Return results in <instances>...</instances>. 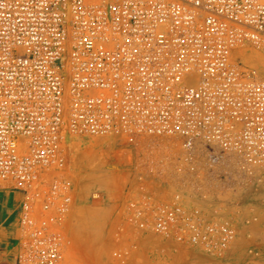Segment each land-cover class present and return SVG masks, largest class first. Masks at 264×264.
Segmentation results:
<instances>
[{"label":"built area","instance_id":"2783aa9c","mask_svg":"<svg viewBox=\"0 0 264 264\" xmlns=\"http://www.w3.org/2000/svg\"><path fill=\"white\" fill-rule=\"evenodd\" d=\"M253 49L264 53V0H0V185L24 193L14 264H64L71 134L114 137L105 145L134 157L138 178L115 187L116 260L148 245L227 254L235 221L184 199L206 198L202 171L223 177L232 159L264 203V63L245 61ZM161 139L172 144L157 155ZM165 169L174 180L155 181Z\"/></svg>","mask_w":264,"mask_h":264},{"label":"rangeland","instance_id":"374dc122","mask_svg":"<svg viewBox=\"0 0 264 264\" xmlns=\"http://www.w3.org/2000/svg\"><path fill=\"white\" fill-rule=\"evenodd\" d=\"M89 139L92 140V138ZM88 151L85 153L82 151L81 153L76 152L68 171L69 175H73L70 177L75 183L74 191L76 194L74 207H72L68 217L65 218V222L62 224V233L66 237L67 245L64 264H264V203L260 201L261 193L259 190H252L253 187L245 186L242 179L236 177L234 170L229 171V168L225 165L218 167V170H222V175H225L223 177L213 175L208 170L202 171L200 182L211 185V182L207 180L208 176H211L217 181V185L210 186L212 190H208L206 198L197 197L196 199L207 201L202 203L204 207H207V210H212V213L218 200L219 203L221 202L220 205L223 206V217L231 216L233 221L237 217L238 222L235 221V223L239 234L227 254L224 256L208 255L190 246L174 252L173 250L148 245L128 257L124 263H120L113 256V252L117 248L114 238L117 228V214L114 203L122 199V196H119L120 191L116 190L115 187L131 178L136 180L138 172L131 165V160L122 155L121 151L112 149L103 153L98 148L94 153ZM86 153L88 156L91 154L92 158L88 157ZM95 155L96 160L93 159ZM165 170V172L162 170L160 174L155 175L154 180L157 182L174 180L175 172L173 171L171 174L172 170ZM183 182L186 185H193L191 181L184 180ZM230 182H233V185H230ZM94 190L104 191L106 196L102 203L91 199L90 196ZM4 191L11 192L12 196L9 198L13 200V206L3 208V201L8 197L4 194L0 195V264H14L17 244L22 233L20 220L24 195H18V192H20L18 190L0 185V192ZM256 191L260 194H257ZM186 198L190 201L192 195ZM193 198L195 199V196ZM229 211L234 213V216ZM248 215H251V217H248ZM247 217L257 222L246 224L244 219H247ZM2 239L5 242L2 243ZM7 247L8 249H6Z\"/></svg>","mask_w":264,"mask_h":264},{"label":"bare ground","instance_id":"6f19581e","mask_svg":"<svg viewBox=\"0 0 264 264\" xmlns=\"http://www.w3.org/2000/svg\"><path fill=\"white\" fill-rule=\"evenodd\" d=\"M244 59H245V61L247 60L248 62H251V61H254V63L255 64H257V63H259V64H263L264 63V53L263 52H261V51H259V50H257V49H253L249 54H246V55H244ZM74 134L72 135H70V144H71V146L72 147H75L76 146V150H78L79 151V153H81V151L83 152V153H85L86 151H88L89 153L90 152H95L96 151V149L98 148V149H101V151L103 152V153H105V152H107V150H111V149H113V147H114V143H112V142H114L115 141V138L114 137H108V136H105V137H97V138H93V137H89V138H92V140L91 139H89V138H80V137H75L76 138V140H73L72 138H74ZM72 137V138H71ZM113 140H112V139ZM162 141H163V145L162 146H158L157 148H161V150L162 151H157V152H155V154H157V155H159V154H161V153H163L164 151H165V149H167L168 147H170L171 146V142H168V141H166L165 139H161ZM109 141V143H111V145L113 146H109V145H105L106 144V142H108ZM125 141H123V143H124ZM72 143H75V145H73ZM90 147H91V149H90ZM115 148V147H114ZM85 150V151H84ZM93 150V151H92ZM168 150V149H167ZM77 151V152H78ZM122 151V150H121ZM87 152V153H88ZM130 152H131V150H130ZM130 152L129 151H124V152H121V154L122 155H124L125 157H128L129 158V160H131L130 158H134L133 157V155H132V153H131V155H130ZM86 153V154H87ZM102 154V153H101ZM80 155V154H79ZM99 155V154H98ZM83 156V155H82ZM86 156V155H85ZM87 156H88V154H87ZM156 156V155H155ZM84 157V156H83ZM88 157H90V158H92V156H91V154H90V156H88ZM95 157H96V155L95 156H93V159L94 160H96L95 159ZM86 158V157H85ZM101 158H103V157H101ZM232 158V157H231ZM92 159V160H93ZM72 160H73V158L71 159V161H70V163H69V165H70V168H71V163H72ZM92 160H87V161H89V162H91ZM100 160H103V159H100ZM99 161V160H98ZM97 161V162H98ZM131 162H134V160H131ZM92 164V163H91ZM90 164V165H91ZM96 164V163H95ZM225 166H227L228 168H229V171H231L232 172V170H234L233 169V167H234V163H233V161H232V159L231 160H228V161H226L225 162ZM90 168V167H89ZM96 168V167H95ZM90 170V169H89ZM92 170V169H91ZM78 171H79V169H78ZM76 172V171H75ZM90 172V171H89ZM79 173V172H78ZM74 174V173H73ZM227 174V173H226ZM67 175H68V177H69V179L70 180H72L71 179V175H69V172L67 173ZM80 175V174H79ZM89 175V174H88ZM130 175V174H129ZM73 176V175H72ZM75 176H76V173H75ZM125 176V175H124ZM209 178H207V180L208 181H210L211 182V185H208V184H206L205 185V187H210V186H212V185H217V181L216 180H214L211 176H208ZM128 179V178H127ZM130 179V178H129ZM133 180V178H131L130 180H128V181H125V182H123V183H121V184H119L118 185V187H120V188H123L124 186H126L128 183H129V181H132ZM176 180V179H175ZM90 182H91V180H89ZM93 182V181H92ZM73 184H74V187H75V183H74V181H73ZM235 184V183H234ZM107 185V184H106ZM224 186V185H223ZM240 186V185H239ZM227 189V188H226ZM75 190V189H74ZM18 191H20V190H18ZM260 191V190H259ZM20 192H22V191H20ZM257 192V191H256ZM22 194L24 195V193L22 192ZM212 194V193H211ZM210 194V195H211ZM257 194H260V193H258L257 192ZM168 195H170V193H168ZM198 196V195H197ZM208 196V195H207ZM223 196V195H222ZM24 197V196H23ZM187 201H189V200H187V198L186 199H184V202L186 203V205L188 206L189 204H188V202ZM99 203H102V201H98ZM116 203H114L115 204V206H116V208L118 209V210H120L122 207L121 206H117V202L118 201H115ZM191 202V205H193V206H198V207H201V208H203L206 212H207V214L208 215H210L212 218L213 217H218V216H220V217H222L223 216V212H222V208H223V206L222 205H220V203L218 202V200L216 201V203H215V207H214V212L212 213L210 210H207V207L205 206L204 207V205H203V203L202 202H205V201H203V200H200V199H196V197H195V199L192 197V200L190 201ZM207 202V201H206ZM205 202V203H206ZM213 203H214V201H213ZM207 205H208V203H207ZM226 207H228V206H226ZM212 208V207H211ZM91 210V209H90ZM229 213L231 214V215H233L234 216V213H232L231 211H229ZM100 214V213H99ZM117 214V213H116ZM115 214V215H116ZM218 214V215H217ZM228 216V215H227ZM85 217V216H84ZM89 217V216H88ZM248 217H251V215H248ZM247 217V218H248ZM90 218H92V217H90ZM227 218H232L233 219V217H227ZM96 219V218H95ZM79 220V219H78ZM86 221V220H85ZM236 223L238 222V219H237V217H236ZM244 222L247 224V219L245 218L244 219ZM255 222H257V221H253V220H251L250 221V223H255ZM90 223V222H89ZM100 223V222H99ZM236 223L234 222V224L236 225ZM258 224V223H257ZM89 225V224H88ZM254 226V225H253ZM257 226V225H256ZM237 227V226H236ZM243 227H244V225H243ZM255 227V226H254ZM253 227V228H254ZM245 228V227H244ZM252 228V229H253ZM251 229V228H250ZM249 229V230H250ZM257 229V228H256ZM255 230V229H254ZM95 232H96V230H94ZM252 231V230H251ZM238 227H237V237H238ZM86 235V234H85ZM150 239V240H149ZM161 238H158L157 236H155V235H153V236H150V237H148L147 239H146V241H150L151 243L153 242V243H158L159 241L158 240H160ZM237 240V239H236ZM236 240L234 241V243L236 242ZM238 242V241H237ZM90 246V245H89ZM92 246V245H91ZM242 246V245H241ZM193 248V247H192ZM158 249V248H157ZM193 249H195V248H193ZM196 250V249H195ZM159 251V250H158ZM241 256V255H240Z\"/></svg>","mask_w":264,"mask_h":264},{"label":"crops","instance_id":"0c3cea01","mask_svg":"<svg viewBox=\"0 0 264 264\" xmlns=\"http://www.w3.org/2000/svg\"><path fill=\"white\" fill-rule=\"evenodd\" d=\"M18 193H19L18 195L22 194V192H18ZM3 194L6 195V197H8V198L5 199V201H3L2 207L3 208H5L6 206L8 208L12 207L13 206V203H12L13 200H11V198H9L10 196H12L11 192L10 191L0 192V195H3ZM1 242L2 243L5 242L4 239H2ZM7 246H8V243H7ZM6 249H8V247Z\"/></svg>","mask_w":264,"mask_h":264}]
</instances>
